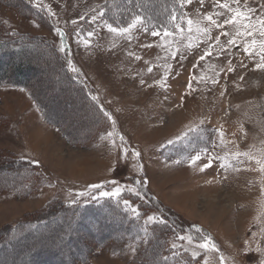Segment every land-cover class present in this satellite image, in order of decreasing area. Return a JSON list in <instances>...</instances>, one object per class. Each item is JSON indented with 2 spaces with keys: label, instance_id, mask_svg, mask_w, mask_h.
<instances>
[{
  "label": "rangeland",
  "instance_id": "rangeland-1",
  "mask_svg": "<svg viewBox=\"0 0 264 264\" xmlns=\"http://www.w3.org/2000/svg\"><path fill=\"white\" fill-rule=\"evenodd\" d=\"M109 1L0 0V41H9L2 45L0 71H6L11 81L0 85V264H219L220 254L226 264H260L264 260V180L258 171L245 170L255 165L240 157L231 161L239 171L221 168L219 160L201 171L208 163L202 155L190 166V158L202 150L224 157L264 147V70L255 69L258 58L245 56L242 45L220 54L217 46L197 63L207 46L201 42L191 50L181 48L175 59L165 61L166 52L157 46L159 37L136 30L129 42L110 34L103 27L104 17L89 23L96 15L93 9L99 11ZM262 2L250 0V5L259 13ZM144 3L151 10L144 14L154 23H168L163 13H170L174 6L193 19L214 10V0H204L203 5L193 0L184 8L175 0ZM57 29L64 33V52ZM89 31L95 35L85 47L77 33L86 36ZM218 34L219 30L212 33L213 37ZM14 36L23 38L20 45ZM226 40L221 36V44ZM89 48L113 53L96 58L116 85L119 79H132L131 66L136 56L141 58L135 64L137 70L142 68L147 91L139 98L154 113L148 115L156 118L117 121L118 125L98 102L112 120L94 109L64 72L58 55L65 56L71 75L96 82L89 74L95 66L88 63ZM68 60L76 72L69 70ZM229 61L232 72L227 71ZM18 62H25L28 69L16 76ZM166 63L171 69L166 86H160L157 81L165 75ZM201 76L205 79L193 80L195 90L190 91V77ZM210 78L218 83L212 84ZM81 83L93 97L91 88ZM100 98L107 105L105 92ZM217 130L224 133V146ZM15 159H28L38 166L28 173L21 165L14 166ZM92 185L101 187L92 189ZM117 187L123 189L118 197L100 196L101 191ZM101 199L110 201L109 211L71 214L62 205ZM124 200L139 211L138 219ZM148 216L167 222L159 241L150 232L158 223L145 226ZM40 220L43 223L37 228H28ZM14 228L17 231L12 233ZM187 228L201 229L219 253L178 240Z\"/></svg>",
  "mask_w": 264,
  "mask_h": 264
},
{
  "label": "snow or ice",
  "instance_id": "snow-or-ice-1",
  "mask_svg": "<svg viewBox=\"0 0 264 264\" xmlns=\"http://www.w3.org/2000/svg\"><path fill=\"white\" fill-rule=\"evenodd\" d=\"M175 2L179 5L180 8H184L187 5L191 4L193 0H175ZM201 5H203L204 0H200ZM47 7V6H45ZM138 8H143L142 5H138ZM260 11L257 13V9L251 7L250 0H243V7L241 6V0H214V10L210 13L206 14H197L198 18L193 19L189 17L186 13L179 12L177 8L174 6L172 11L169 13L167 17L168 23H154L153 18L150 15H145L143 11H136L130 13L127 21L125 23L113 24L108 20L103 21V27L114 37L126 39L129 42L134 38L133 33L136 30H141L145 33H150L152 37H159L160 43L157 45L163 51L166 52V56L163 57L165 61L169 57L175 59L177 54L181 51V48H187L191 50V48L195 45L198 46V43H206V47L204 49L203 55L199 56L197 63L199 61L204 60L206 57L211 56L214 50H217L218 54L228 52L230 53L233 47H238L242 45V51L245 56L256 60L255 69L264 70V2L260 5ZM96 15L91 17L89 23H94L97 20L103 19L105 16V12L101 8V10L96 11ZM49 15H54L51 10H49ZM223 17V19H221ZM80 19H84L83 16ZM75 24L76 21H73ZM226 28H231V31L226 30ZM214 30H219V34L213 37L212 33ZM57 35L60 37V51H65L64 44V33L59 29L56 30ZM95 33L93 31H89L86 36L81 33H77V36L80 40H82L85 47L90 46L91 37H93ZM221 36L227 37L226 43L221 44ZM208 41H213V43H207ZM186 42V43H185ZM145 47H152L153 45L147 44ZM160 57H158L159 59ZM184 57L181 56V59ZM135 59H141L139 56H136ZM69 70L72 72H76L72 66L71 60H68ZM165 68V75L161 78L157 83L160 86H166L165 81L167 79V73L171 69L170 64H165L163 66ZM195 67V65H194ZM153 70L152 66L147 68V71L151 73ZM228 72L234 71L231 61L228 63L227 67ZM219 75V73H217ZM205 79L203 76L201 77H190L188 83V89L190 91H194L192 87V81L196 80L199 83L201 80ZM243 79V77H241ZM210 82L212 84L218 83L215 78H210ZM104 115L112 120V117L104 112ZM114 123V121H113ZM217 134L220 137V145L224 146V133L220 130H217ZM109 137L113 135L112 132L107 134ZM121 142L123 143L124 138L120 137ZM169 143H173V141H169ZM216 145L214 144L213 147ZM125 153L127 149H124ZM132 155L134 158L139 157V153L133 151ZM202 155L206 156L208 163L204 164L203 167L200 168L201 171H204L206 168L212 166L214 160L220 161V167L225 170L229 168H233L236 171H239V168H236L235 165L231 162L233 160H239L240 157H244L250 164H254V167H250L245 170L258 171L261 174L262 180H264V147L257 149L253 152L251 149L248 151H236L234 153H226L224 157H213L211 154L206 153L205 150H202L201 153H197L196 155L190 158V166L195 165L197 161L202 158ZM139 183V182H137ZM101 185H92V189L100 188ZM123 189L117 187L113 189L111 192H100L101 197H118ZM128 191L136 194L132 188H128ZM262 195H264V185L261 188ZM78 195H85L84 193ZM95 198V197H93ZM125 207L135 215L138 219L140 217L139 211L132 207L128 200H124ZM151 223H158L160 225H165L166 221L159 217L148 216L145 221V226ZM195 232L201 234V239L196 240L191 234L186 235H178L177 239L181 241H185L187 244H194L195 248L202 249L205 252H217L219 253V249L212 241L211 237L202 233V230L199 228L194 229ZM264 231V230H262ZM173 249L177 247L176 244L172 245ZM257 251H261L257 248ZM197 253L195 251L192 252L193 258H195ZM219 264H226L225 257L223 254L219 255ZM260 264H264V260L260 262Z\"/></svg>",
  "mask_w": 264,
  "mask_h": 264
},
{
  "label": "crops",
  "instance_id": "crops-1",
  "mask_svg": "<svg viewBox=\"0 0 264 264\" xmlns=\"http://www.w3.org/2000/svg\"><path fill=\"white\" fill-rule=\"evenodd\" d=\"M94 50L92 48L87 49L86 56L92 57V59L88 63L95 64L94 67H91V69H89L90 71L89 74L91 78L92 77L95 78L96 82H92L91 80L84 81L81 79L85 83V85H87V87L91 88V92L94 100L98 102L100 105H102L103 108L110 113V115L114 118V120H116V122L125 121L126 123H128L129 121H134V120L142 121V120H147V119L151 120L156 118V116L153 117L152 115H148V112L149 114H152L153 112L148 110L147 102L146 101L140 102L141 98L139 97L140 95L146 93L147 84L144 80H142V76H143L142 68L139 70L136 69L138 68V65H136L135 63H139V60H137V62H135L131 66L129 74L131 73L132 76L129 75V77H132V79L129 80L127 79L125 80L123 78L119 79L120 83L119 85H116L115 79H111L110 74H106V75L104 74L105 68L103 66V63L101 64L99 62L100 60H98L99 58H96L98 56L103 58H106L108 56L111 57L113 53L109 51H104V53L102 52L100 54L99 50L97 52L96 50L95 51ZM129 52H130L129 48L126 49V52L124 49V54L127 55V53ZM94 54H95V58H94ZM107 63H109V61H107ZM140 64H142V62ZM133 76L135 78H139L140 80L133 79ZM81 80L80 82H82ZM138 90H139V95L137 94ZM103 92L106 93V95L108 96V100L110 101L108 102L107 100V105L104 103L103 99L100 98ZM137 97L139 98L138 101H137Z\"/></svg>",
  "mask_w": 264,
  "mask_h": 264
},
{
  "label": "trees",
  "instance_id": "trees-1",
  "mask_svg": "<svg viewBox=\"0 0 264 264\" xmlns=\"http://www.w3.org/2000/svg\"><path fill=\"white\" fill-rule=\"evenodd\" d=\"M129 1L130 0H111L109 2L104 3L101 6V8L103 9V11H105V16H104L105 20H108L110 23H113V24L121 23L122 20L127 21L126 16L129 14V11H131V10H133V12L143 11L144 13H151V10L148 9L149 7H147L148 4L144 3V0H135L133 5H130ZM27 3L29 4V2H27ZM138 5H142L143 8L142 9L138 8L137 7ZM150 8H151V6H150ZM116 13H118V14H116ZM168 15H169V13H163V17L164 16L168 17ZM13 39L15 40L16 43H18V45H20L23 38L21 36H14ZM7 42H9V41H7V40L0 41V54L2 51V47L5 48L2 45L7 44ZM15 49H18V48H14V51H15ZM58 55H59L60 61L63 63L64 72L65 73L67 72L66 74H68L70 76V78H71L70 80L74 84H76L80 87V89L83 92V95L92 104L94 109L99 114H101L103 118H106L108 120V118L104 115L105 110H103V108L100 107L97 104V102L94 100V98L89 95L88 91L85 89L84 85L80 82V80L68 72V68L66 67L67 63L65 60V56H63L61 54H58ZM14 69H15L14 72H15L16 76H19L22 73L24 74V72H26V69H28V67H26L25 62H18V64H15ZM7 82H11V81L8 79V77H6V71H0V85L3 86ZM16 83H18V82H16ZM18 84L24 86V84H22V83H18ZM13 163H15L14 166H16V164H18L19 166L21 165L20 168H22L23 171L28 172V173L30 170H34L38 166L37 163L29 161L28 159H22V160L21 159H15V161ZM110 204L111 203L108 199H103V200L101 199V200L96 201V202L91 203V204L90 203L89 204L88 203H81V202L78 203L76 201H72V202H65L62 205H63L64 210L67 211L68 213L80 214L81 212H84L87 209H93V210H96V209L97 210H99V209L103 210L104 209V210L109 211L108 208H111ZM161 211L162 210H160V212ZM161 213L165 218L168 219L170 224L175 226V223L173 222L172 218H169L168 215H164L163 212H161ZM41 223H43V220L38 221V223H33L31 226L28 225V228L30 227V229L33 230V229L37 228V225H40ZM165 225H167V222ZM165 225H160V224L158 225L157 224L156 227H154L150 230L151 235L156 236L155 240L159 241L161 238L159 236L162 234H165V231H164V229H166ZM194 229H196V228H194ZM194 229L193 228H191V229L187 228L183 231L187 234H191L193 237H195L196 240H200L202 238L201 234L195 232ZM11 231H12V233H14L17 230L14 228V229H11ZM202 233L205 234L204 232H202ZM1 247H2V244L0 243V248Z\"/></svg>",
  "mask_w": 264,
  "mask_h": 264
},
{
  "label": "bare ground",
  "instance_id": "bare-ground-1",
  "mask_svg": "<svg viewBox=\"0 0 264 264\" xmlns=\"http://www.w3.org/2000/svg\"><path fill=\"white\" fill-rule=\"evenodd\" d=\"M70 90V89H69ZM76 92V91H75ZM81 100V99H80ZM77 103V102H76ZM84 103V102H83ZM85 104V103H84ZM83 106V105H82ZM81 107V106H80ZM80 111V110H79ZM82 113V112H81ZM65 121V120H64ZM67 261V260H66Z\"/></svg>",
  "mask_w": 264,
  "mask_h": 264
}]
</instances>
